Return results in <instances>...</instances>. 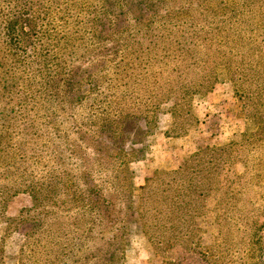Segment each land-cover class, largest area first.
<instances>
[{
  "label": "rangeland",
  "instance_id": "rangeland-1",
  "mask_svg": "<svg viewBox=\"0 0 264 264\" xmlns=\"http://www.w3.org/2000/svg\"><path fill=\"white\" fill-rule=\"evenodd\" d=\"M0 264H264V0H0Z\"/></svg>",
  "mask_w": 264,
  "mask_h": 264
},
{
  "label": "trees",
  "instance_id": "trees-1",
  "mask_svg": "<svg viewBox=\"0 0 264 264\" xmlns=\"http://www.w3.org/2000/svg\"><path fill=\"white\" fill-rule=\"evenodd\" d=\"M150 182L147 183L148 185H146V189L149 188ZM162 184L164 186L162 187V194L156 192L152 198L148 200V205L150 206L149 212L151 215L149 214L146 218L143 217V219L151 220L149 222L145 221L142 223V226L145 227V231L147 233H149V230L151 229L156 233V228L159 226L160 221L163 220L160 216L165 213V216L169 217L174 211L175 202L178 197L177 191L179 190V187H176L174 172L166 173V177ZM146 213H148V210Z\"/></svg>",
  "mask_w": 264,
  "mask_h": 264
}]
</instances>
